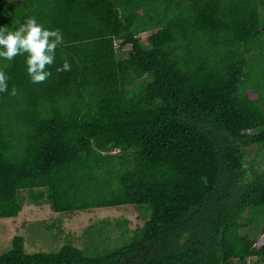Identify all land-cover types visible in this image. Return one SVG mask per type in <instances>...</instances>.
<instances>
[{
	"label": "trees",
	"instance_id": "trees-1",
	"mask_svg": "<svg viewBox=\"0 0 264 264\" xmlns=\"http://www.w3.org/2000/svg\"><path fill=\"white\" fill-rule=\"evenodd\" d=\"M30 16L65 43L44 83L0 60V219L130 205L145 221L85 230L116 247L29 253L15 235L0 264H264V0H0V27Z\"/></svg>",
	"mask_w": 264,
	"mask_h": 264
},
{
	"label": "rangeland",
	"instance_id": "rangeland-1",
	"mask_svg": "<svg viewBox=\"0 0 264 264\" xmlns=\"http://www.w3.org/2000/svg\"><path fill=\"white\" fill-rule=\"evenodd\" d=\"M147 36L148 32L141 35L145 42ZM257 149V145H249L250 158L246 160L248 164L254 158ZM139 215L140 210L130 205L93 208L67 214L53 211L49 204H26L17 217L0 219V254L12 247L15 235H22L25 238V247L29 253L56 252L70 241L78 246H84L86 243L101 247L102 244L106 245L104 240H107L110 247H116L119 240L113 242L108 234H96L92 229L85 234V230L90 224H98L103 218L114 220V223L125 219L128 220L127 227L134 228L145 221ZM112 229L114 224L110 226V230ZM114 230L113 237H118L120 229L116 227ZM94 240L97 242L94 243Z\"/></svg>",
	"mask_w": 264,
	"mask_h": 264
},
{
	"label": "clouds",
	"instance_id": "clouds-1",
	"mask_svg": "<svg viewBox=\"0 0 264 264\" xmlns=\"http://www.w3.org/2000/svg\"><path fill=\"white\" fill-rule=\"evenodd\" d=\"M63 34L59 29L45 28L36 17H27L23 23L10 30L6 25L0 27V60L12 62L17 56H25L26 72L33 84L46 82L52 72L50 66L54 65L56 49L63 45ZM7 66V65H5ZM71 70L67 59L62 66L56 67V72ZM10 77L0 69V93L8 92ZM18 89L13 86L12 96L17 95Z\"/></svg>",
	"mask_w": 264,
	"mask_h": 264
}]
</instances>
